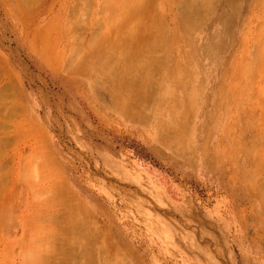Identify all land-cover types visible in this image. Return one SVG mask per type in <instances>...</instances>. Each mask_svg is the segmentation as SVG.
I'll use <instances>...</instances> for the list:
<instances>
[{
	"label": "rangeland",
	"instance_id": "374dc122",
	"mask_svg": "<svg viewBox=\"0 0 264 264\" xmlns=\"http://www.w3.org/2000/svg\"><path fill=\"white\" fill-rule=\"evenodd\" d=\"M115 1L0 0V264H264V0Z\"/></svg>",
	"mask_w": 264,
	"mask_h": 264
},
{
	"label": "bare ground",
	"instance_id": "6f19581e",
	"mask_svg": "<svg viewBox=\"0 0 264 264\" xmlns=\"http://www.w3.org/2000/svg\"><path fill=\"white\" fill-rule=\"evenodd\" d=\"M117 1H118V2H116V1H115V2H116V3H119V0H117ZM120 1H121V0H120ZM182 1H183V0H182ZM184 1H185V0H184ZM184 1H183V2H184ZM188 1L190 2V3H189V9H190V10H189V9H186L187 6H186V8H185L186 10H185V9H184V10H185V11H188V10H189V11L191 12V10H193V8H194V4H193V1H194V0H188ZM188 1H187V2H188ZM199 1H200V0H199ZM203 1H205V0H203ZM208 1H209V0H207V1H205V2H208ZM121 2H122V1H121ZM125 2H126V4H127L129 1L127 2V1L125 0ZM125 2H122V5H123V3L125 4ZM183 2H182V3H183ZM195 2H196V1H195ZM116 3L113 4V5H116ZM130 3H131V5H129V4H127V5H128L129 7H132V8H130L131 10H132L133 8H134L133 10H135L136 7H133V6H132V2H131V1H130ZM135 3H137V2H135ZM135 3H133V4H135ZM200 3H201V1H200ZM200 3H199V5H200ZM140 4H141V2L139 3V5H140ZM204 4H205V3H204ZM127 5H126V7H127ZM135 5H136V4H135ZM135 5H134V6H135ZM181 5H182V4H181ZM183 5H186V1H185V3H184ZM183 5H182V6H183ZM195 5H197V7L199 6L198 4H195ZM123 6H124V5H123ZM182 6H181V7H182ZM200 6H201V5H200ZM200 6H199V7H200ZM129 7H128V9H129ZM137 7H139V6H137ZM114 8H115V7H114ZM116 8H117V6H116ZM136 9H137V8H136ZM194 9H196V7H195ZM198 9H199V8H198ZM114 10H116V12H117V9H114ZM124 11H125V10H124V8H123V11L121 10V13H123ZM129 11H130V10H128V11H126V12H129ZM194 11H195V10H194ZM194 11H193V12H194ZM114 12H115V11H114ZM114 12H113V13H114ZM126 12H125V13H126ZM135 12H136V10H135ZM137 12H138V9H137ZM137 12H136V13H137ZM203 13H204V12H203ZM206 13H207V12H206ZM133 14H134V13H133ZM133 14H132V12H131L130 16L133 15ZM191 14H192V12H191ZM113 15H115V13H114ZM118 15H119V14H118ZM121 15H122V14H121ZM123 15H124V13H123ZM128 15H129V14H128ZM187 15H188V14H187ZM192 15L194 16V13H193ZM119 16H120V15H119ZM119 16H118V17H119ZM124 16L126 17V15H124ZM124 16H122V18H123ZM131 17H132V16H131ZM189 17L192 18L190 15H189ZM202 17H203V16H202ZM114 18H115V16H114ZM119 18H120V17H119ZM119 18H118V20H120V22L118 21L117 23L120 24L122 19H119ZM129 19H130V17H129ZM129 19H128V20H129ZM135 19H136V18H135ZM187 19H189V18H187ZM126 20H127V19H126ZM128 20H127V21H128ZM113 21H115V20H113ZM122 21H124V20H122ZM127 21H125L124 23H125V24H128L129 21H128V22H127ZM135 21H137V20H135ZM138 22H139V21H138ZM156 23H157V21H156ZM119 24H117V25H119ZM125 24H124V25H125ZM129 24H130V23H129ZM129 24H128V25H129ZM117 25H116V26H117ZM124 25H123V26H124ZM128 25H125V26H124L125 29H127L128 27H130V26H128ZM131 25H132V24H131ZM154 25L156 26V24H154ZM154 25L151 24V26L149 27V30H150V31H154V30H156V28L158 27V26H157V27L155 28ZM120 26H122V25L120 24ZM152 26H154L155 29H154ZM124 27H123V28H124ZM126 27H127V28H126ZM125 29H124V30H125ZM128 29H129V28H128ZM129 31H130V30H129ZM128 37H129V36H128ZM137 37H138V36H137ZM138 38H140V37H138ZM154 38H155V37H154ZM156 38H158V37L156 36ZM155 40H156V39H155ZM126 41H128V40H126ZM126 41H123V42L125 43V45H123L124 43H122L121 47H120L119 44H118V45H119V47H118V45H117V43H116L117 48H120V49H121L122 46H126V45H127V44H126ZM143 41H144V40H143ZM137 42H138V41H137ZM144 42H145V41H144ZM162 42H163V41H162ZM158 43H159L158 45H157V43L155 44V46L157 47V49H159L160 47H161V50L164 49V47L162 46V43H160V42H158ZM120 44H121V43H120ZM116 45H115V46H116ZM139 45H140V44H139ZM152 45H153V44H150L151 50L154 48ZM115 46H114V47H115ZM136 47L139 48L140 46L136 45ZM162 47H163V48H162ZM115 48H116V47H115ZM131 48H132V47H131ZM138 48H137V50H138ZM141 48H142V46H141ZM148 48H149V47H148ZM107 49H108V48H107ZM120 49H119V50H120ZM124 49H125V48H124ZM149 49H150V48H149ZM117 50H118V49H117ZM119 50H118V51H119ZM127 50H128V49H127ZM137 50H133V49H132V50H130V51L135 52V51H137ZM161 50H160V51H161ZM112 51H113V50H112ZM149 51H150V50H149ZM153 51L155 52L156 50H153ZM153 51H150L149 53L147 52V55H148L149 57H152V53H153ZM125 52H126V49H125ZM125 52H124L123 49H122V53H121V52H119V53H120V55H121V54L123 55V54H125ZM157 52H159V51L157 50ZM157 52H156V53H157ZM119 53H118V54H119ZM127 53H128V51L126 52L125 55H128ZM143 53H144V52H143ZM150 53H151V55H149ZM160 53H161V52H160ZM160 53H158V55H159ZM115 54H116V53H115ZM144 54H146V53H144ZM154 54H155V53H154ZM125 55H123V56H125ZM147 55H145V56L147 57ZM118 56H119V55H118ZM118 56H117V57H118ZM123 56H122V57H123ZM137 56H139V52H135V53H133V54L128 55V56H127V63H130L131 60H133V59H134L135 57H137ZM120 57H121V56H120ZM139 57H140V56H139ZM149 57H148V59H145V60H148V62L151 60V58L149 59ZM144 58H145V57H144ZM152 58H153V57H152ZM120 59H121V58H120ZM153 59H154V58H153ZM159 59H161V58L158 57V60H156V61L158 62ZM113 60H114V59H113ZM115 60H116V62H117V59H116V58H115ZM118 60H119V58H118ZM121 62H122V61H121ZM160 63H161V62H160ZM160 63L155 65V64L153 63V60H151V62H149V65H147V66L153 67L152 65H155L156 67H159V66H161ZM121 64H122V63H121ZM130 64H131V63H130ZM117 65H118V64H117ZM119 67H120V68H119ZM119 67H118V68L121 69V66H119ZM122 69H123V68H122ZM122 69H121V70H122ZM122 71H123V70H122ZM124 71H125V70H124ZM125 72H127V71H125ZM140 74H142V73H140ZM114 75H115V73H114ZM118 75H119V74H118ZM135 75H136V74L132 72V73L129 75V78L127 79V82H128V86H129V88L131 87L130 85H133L134 83H137V80H136V79H137L138 75H136V76H135ZM115 76H116V75H115ZM115 76H114V77H115ZM140 76H141V75H140ZM115 78H116V77H115ZM138 79H141V78L138 77ZM100 82H101V79H100ZM123 82H124V81H123ZM135 85H136V84H135ZM133 86H134V85H133ZM114 88H115V87H114ZM129 88H128V89H129ZM132 88H133V87H132ZM145 88H146V87H145ZM112 90H114V89H112ZM116 91H117V90H116ZM130 91H131V89H130ZM130 91H129V92H130ZM114 93H115V92H114ZM130 93H131V92H130ZM132 93H133V90H132ZM117 94H118V93H117ZM112 95H113V94H112ZM114 96H115V95H114ZM118 96H119V95H118ZM115 97H117V96H115ZM114 100H115V99H114ZM123 100H124V99H123ZM245 150H246V149H245ZM249 151H251V150H249ZM258 159H259V158H258ZM257 167H258V166H257ZM256 171H257V170H256ZM62 220H63V219H62ZM81 225H82V224H81ZM80 227H81V226H80ZM80 227H79V229H80ZM60 228H61V227H60ZM76 229H77V228H76ZM83 229H84V228L82 227L81 230H83ZM59 232H60V231H59ZM81 232H83V231H80V233H79V232H78V229H77V233H79V234L81 235ZM63 233H64V232H63ZM84 233H85V231H84ZM84 233H83V236H84ZM87 233H88V232H87ZM75 237H76V236H75ZM76 238H77V237H76ZM79 238H80V236H79ZM75 240H76V239H75ZM84 240H85V238H84ZM77 241H79V240L77 239ZM54 242H55V241H54ZM66 242H67V241H66ZM79 242H81V241H79ZM60 243H61V242H60ZM62 243H63V240H62ZM48 245H49V244H48ZM79 245H80V244H79ZM63 247H64V246H63ZM63 247H60V248H63ZM79 247H80V246H79ZM66 248H67V247H66ZM70 248H71V247L68 248L69 250H68V249H67V250H65V249H63V250L61 249V250H60L59 255L62 257L60 260H63V261H64L63 263H61V261H59L60 264L67 263V262H65L67 258H68L67 261L70 262L71 260H70V258H69V255L71 256V259H72L73 256H74L75 258H78V257L75 256L74 254L79 255L80 258H81V255H82L83 253H81V255H80V254L78 253L79 250H77V249H76L77 251H76L75 253H73L74 251L72 250L73 252H71ZM75 248H76V247H75ZM75 248H74V249H75ZM72 249H73V248H72ZM82 250H83V249H82ZM87 250H88V249H87ZM80 251H81V250H80ZM83 251H84V250H83ZM81 252H82V251H81ZM56 253H57V252H56ZM70 253H73V255H71ZM85 253H86V252H85ZM47 255H48V254H47ZM85 255H86V254H85ZM87 255L91 257L90 254L87 253ZM87 255H86V256H87ZM54 256H55V255H54ZM82 256H83V255H82ZM86 256H84V257H86ZM74 257H73V259H74ZM59 258H60V257H59ZM80 258H78V259L80 260ZM88 258H89V257H88ZM85 260L87 261V258L84 259V262H83V263L86 262ZM90 260H91V259L89 258V261H90ZM76 261H78V260H76ZM76 261H75V262L72 261V262H73L74 264H77L78 262H80V261H78V262H76ZM91 262H92V261H91ZM73 263H72V264H73ZM79 264H81V263H79ZM85 264H86V263H85ZM89 264H90V263H89Z\"/></svg>",
	"mask_w": 264,
	"mask_h": 264
}]
</instances>
